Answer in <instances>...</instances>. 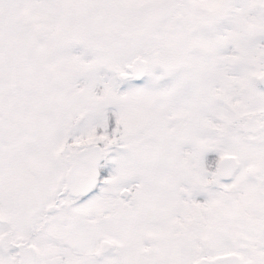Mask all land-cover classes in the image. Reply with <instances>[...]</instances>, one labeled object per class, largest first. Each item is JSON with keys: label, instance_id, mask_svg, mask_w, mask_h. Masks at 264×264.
I'll return each mask as SVG.
<instances>
[{"label": "snow or ice", "instance_id": "6c2138e0", "mask_svg": "<svg viewBox=\"0 0 264 264\" xmlns=\"http://www.w3.org/2000/svg\"><path fill=\"white\" fill-rule=\"evenodd\" d=\"M0 264H264V0H0Z\"/></svg>", "mask_w": 264, "mask_h": 264}]
</instances>
